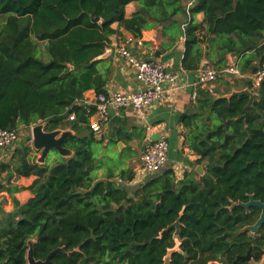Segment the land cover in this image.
<instances>
[{"label":"trees","instance_id":"1","mask_svg":"<svg viewBox=\"0 0 264 264\" xmlns=\"http://www.w3.org/2000/svg\"><path fill=\"white\" fill-rule=\"evenodd\" d=\"M133 1L138 8L128 17ZM160 26L165 36L185 37V69L198 68L206 52L218 68L230 53L243 55L252 74L264 63V0H0V129L40 122L48 131L70 129L63 145L74 152L51 167L32 162L28 147L17 150V160L1 162V170L37 178L19 214L0 217V264H28L34 237L36 259L64 247L52 256L56 264H163L176 245L168 226L178 217L181 250L171 264H243L234 261L251 245L253 258L261 259L264 225L252 235L241 231L261 210L239 202L251 194L264 202V81L245 85L259 94L247 118L248 96L204 89L179 115L183 144L203 175L192 168L179 178L166 167L128 189L133 169L105 179L97 172L102 140L90 127L96 108L84 106V95L108 93L114 68L104 54L112 35L124 28L139 39ZM39 43H45L43 57Z\"/></svg>","mask_w":264,"mask_h":264},{"label":"crops","instance_id":"2","mask_svg":"<svg viewBox=\"0 0 264 264\" xmlns=\"http://www.w3.org/2000/svg\"><path fill=\"white\" fill-rule=\"evenodd\" d=\"M137 8L138 2H130L126 6V16L130 17ZM196 18L198 21L203 22L204 13L199 12ZM114 26L118 27V24L115 23ZM139 39L142 41L141 44L138 43V39L134 38L133 35L124 28L120 29V33L111 36V43L108 47L106 57L111 58L114 71L112 79L107 86L108 93L117 91L131 92L142 87L134 69L117 50L120 44L127 41V47L131 49L138 58L162 62L167 71L175 75V88L173 89V86H171V81H167L165 84L168 89L166 99L147 108L144 116L139 115L132 108L113 111L108 121L103 125L101 131L95 132V136L102 140V144H99L97 148L99 154L97 162L99 168L97 172L99 176L105 179L111 171L118 173L123 168L133 169L135 172V179L129 184V189H131V186L141 183L147 178L146 172L142 166V154L152 141L157 140L162 135L167 136L170 145L168 162L164 168L173 167L179 178L183 177L186 170L197 168L198 165L193 163L196 155L183 144L182 133L184 129L182 124L178 121L179 115L197 100L193 98L192 93L195 87L199 86L198 82L200 75L207 65L214 66L217 69H227L230 66H235L239 70L238 66L244 60L243 55L238 56L235 53H230L225 60V64L221 68H218L214 64V60L208 59L209 52H206L198 68L189 70L185 69L182 65L186 49L184 36L177 39L169 35L165 36L162 32V26H160L157 29L145 30L143 36ZM204 47L206 51L210 49L208 45H204ZM230 75L231 73L223 72L219 76L215 83L218 95L225 94L226 96L231 91L236 90V88H232L231 91L227 90L229 85H227L226 81H230ZM251 79L252 73H250V80ZM243 88H246V86ZM96 95L97 93L95 90H89L85 93L84 97L93 101ZM95 118L96 115L94 114L90 118V121L95 120ZM21 128L25 132L10 158L13 157L17 160L19 155L17 150L21 149L22 151L26 147L30 148V158L32 162H37L43 166L51 167L64 157L58 152H53V156H51L53 164H50L48 161L50 154L44 163L37 161L41 156V151L34 148L33 142H31L33 138L31 132L28 130L29 128ZM103 148L107 149V155H100ZM200 175L199 173V176ZM36 178V175H18L16 172H11L8 169H0V183L6 187L4 190H0V217L5 213H14L19 207H23V205L30 200L33 193L29 186ZM130 192L134 194L133 190ZM15 199L20 203V206L17 208L14 202ZM252 234L253 233L250 232V235ZM175 248L177 250L180 249L179 242ZM28 264L30 263L28 262ZM208 264L225 263L216 260L210 261ZM243 264H260V262L253 258L250 261L245 260Z\"/></svg>","mask_w":264,"mask_h":264},{"label":"built area","instance_id":"3","mask_svg":"<svg viewBox=\"0 0 264 264\" xmlns=\"http://www.w3.org/2000/svg\"><path fill=\"white\" fill-rule=\"evenodd\" d=\"M137 41L140 44L142 43L141 39ZM127 43L128 41L120 44L117 50L134 69L142 87L131 92L98 93L93 101L84 97L82 102L86 107L94 106L96 108L94 113L96 118L90 121V127L95 132L101 131L113 111L132 108L139 115L144 116L147 108L166 99L168 89L165 84L167 81H171V86H173V89L175 88V75L170 74L162 62L138 58L127 47ZM223 72L235 74L239 73V70L235 66H230L227 69H217L214 66L207 65L200 75L199 86L195 87L192 93L193 98H198L200 89H204L212 95H218L215 83ZM252 80L255 86H259L264 81V63L252 74ZM69 118L73 120L75 115L72 114ZM34 125L29 127L31 134ZM20 139L18 130L0 129V163L10 158ZM31 142H33V139H31ZM169 152L170 145L166 135H162L159 139L151 142L142 154V166L147 177L164 169L168 162ZM259 262L264 264V254Z\"/></svg>","mask_w":264,"mask_h":264},{"label":"water","instance_id":"4","mask_svg":"<svg viewBox=\"0 0 264 264\" xmlns=\"http://www.w3.org/2000/svg\"><path fill=\"white\" fill-rule=\"evenodd\" d=\"M96 20H98V17H95ZM107 51L106 50L104 56H107ZM246 95L249 97V101L246 104L245 108H244V117L247 118L248 113H249V109L250 107L253 105L255 99L259 98V94L253 90L252 88L246 87L243 89H238V90H233L230 93H228L226 96L227 97H232V96H243ZM76 108V105H74L69 112H72L74 109ZM71 133L70 129H55L52 131H48L45 129V123L41 122L38 124H35L34 127L32 128V138H33V145L34 148L36 150H40L41 151V156L37 159V161L44 163L46 161V158L49 156V154L53 153V152H58L59 154H61L64 157H69L73 155V150L70 148H67L63 145V141L64 139ZM159 139V138H158ZM102 151L106 154L107 153V149L103 148ZM163 170V169H162ZM196 170L203 175L205 173L204 167L203 165H198ZM128 189L130 188L129 185H125ZM133 192L129 193V196H132ZM127 203V200L123 201V205H125ZM236 204V203H234ZM233 204V205H234ZM240 205H242L243 207L246 208L247 211H250V208L252 206H257L260 208L261 212L260 215L258 217V219L249 225H246L245 227H243L241 229V231H248L251 232L253 234L257 233L259 231V229L261 228L262 225H264V202L259 200V199H255V197L253 196V194L250 195V199L247 202H239ZM22 209V207H19L15 212L14 215L17 216L19 211ZM182 222H181V217H178L176 219V221H174L173 223H171L168 228H174V234L176 236V245L179 242V246L181 241L178 239L180 233H181V228H182ZM226 234H231L233 236L237 235V232H233V231H226ZM34 239V241H33ZM36 242V238H30L28 240V245H29V249H28V254H27V259L28 262L30 264H56L53 260H52V256L58 251V250H63L64 251V247H59L55 250H53L46 259L41 260V259H36L34 256V244ZM175 245V246H176ZM175 246L173 248H170L168 250L167 255L164 258V263L163 264H171V256L172 253L174 251H180L181 248L179 250H177L175 248ZM254 246L251 245L250 249L248 250V252L246 254H239L237 256V258L235 259L234 262H239L240 260H247L250 261L253 259V254H254Z\"/></svg>","mask_w":264,"mask_h":264},{"label":"rangeland","instance_id":"5","mask_svg":"<svg viewBox=\"0 0 264 264\" xmlns=\"http://www.w3.org/2000/svg\"><path fill=\"white\" fill-rule=\"evenodd\" d=\"M39 51H40V53H37V55L40 57H43L44 56L43 52L45 51L44 43L43 44L39 43ZM243 61L238 66L239 73L231 74L229 77L230 81H228V80L226 81L227 85H229L227 87L228 91H231L232 88H236V90L242 89L250 81V72L247 71V69L245 68ZM221 79H223V78H221ZM24 128H27V127H24ZM24 132L25 131L22 128L18 129V134H19L20 138L23 136ZM100 155H105V153L103 151H101ZM106 155H107V153H106ZM51 156H53V153L50 154L48 161L50 164H53V162L51 160ZM97 157H99L98 153H97Z\"/></svg>","mask_w":264,"mask_h":264}]
</instances>
